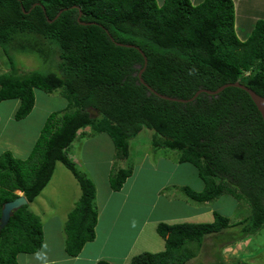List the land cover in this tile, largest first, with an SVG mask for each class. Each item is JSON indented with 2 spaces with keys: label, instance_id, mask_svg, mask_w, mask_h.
<instances>
[{
  "label": "trees",
  "instance_id": "16d2710c",
  "mask_svg": "<svg viewBox=\"0 0 264 264\" xmlns=\"http://www.w3.org/2000/svg\"><path fill=\"white\" fill-rule=\"evenodd\" d=\"M157 3L0 0V51L10 61L9 71L0 74V103L19 100L15 119L22 120L35 107L36 89L49 94L58 90L67 99L64 110L47 117L26 159L11 151L0 155V264H20V254L43 248L42 219L29 210V203L47 187L57 162L74 174L82 193L65 223L66 253L76 257L96 239V185L68 156L89 127L93 134L112 137L115 161L129 160L131 141L150 131L154 150L176 151L181 164L197 169L203 188H183L191 201L212 204L231 195L250 209L233 223L220 211H214L211 223L160 222L157 233L165 250L143 252L131 264H188L194 258L191 249L200 248L208 236L229 240L228 246L264 228L262 113L249 93L237 87L195 97L201 89L215 91L235 82L264 97V20L242 40L233 0ZM13 53L38 57L48 71L21 74ZM145 58L142 77L147 84L160 94L189 101L150 93L138 76ZM133 170L115 162L111 189L121 190ZM18 191L28 204L1 226L2 208L19 197ZM96 264L111 263L100 259Z\"/></svg>",
  "mask_w": 264,
  "mask_h": 264
},
{
  "label": "rangeland",
  "instance_id": "374dc122",
  "mask_svg": "<svg viewBox=\"0 0 264 264\" xmlns=\"http://www.w3.org/2000/svg\"><path fill=\"white\" fill-rule=\"evenodd\" d=\"M157 1V4L161 5L162 0ZM242 30L239 29L241 32ZM239 31V36H242ZM13 56L16 63L20 64L18 71L21 74L35 70L48 71V67L34 55L13 53ZM0 66V74L5 73L7 70L9 71L10 61L6 54L1 51ZM35 94L36 104L34 111L32 114L30 113L31 115L28 118L26 117L22 120H16L13 113L18 109V100L11 99L6 104H4L5 102L0 103L1 128H4L3 131L0 129L2 131L0 136V154L4 151H11L16 158L26 159L40 135L46 117L67 107V99L58 90L49 94L36 89ZM14 106H16V109H14ZM10 114L12 117L9 119ZM85 131L88 134L87 137L98 135L97 140L82 143V141L87 140L83 138L80 143L76 141L69 148L68 156L76 162L77 168L83 173L86 174L87 172V174L95 176L94 174L96 173L94 172H97V175H101L103 174V166L105 168V163L110 158L109 154L112 148L108 141L112 137L107 133H100L101 135L93 134V129L90 127ZM146 131L142 133L141 137L139 136L140 138L131 141L132 153L137 144H146L148 142L151 133ZM3 133L5 134L4 136ZM113 144L114 142L112 143L114 150ZM103 147L104 150L102 149ZM115 162L117 167L127 168L133 166L131 158L123 161L116 160ZM171 168L173 169V167ZM180 169L166 176L163 170L161 172H150L146 166L145 170L149 174L147 177L141 175L138 186L131 189L127 200L128 203L120 212L115 208L118 203L116 196L106 198L104 195L106 190L100 187L101 196L96 201L99 211V222L97 225L98 240L93 244L97 245L94 254H100L101 248H104L105 251L109 249L112 259L108 258L113 264H118V261L126 255L129 245L145 220L179 216L192 210L195 205L185 194L183 188L189 186L195 190L200 189L202 181L194 166L184 164ZM163 179L166 180L169 187L160 191L161 194L157 193L155 189L151 190L149 186L143 185L149 182L150 186L155 187L161 184ZM81 194L79 182L74 174L63 163L57 162L53 177L47 187L32 203H29V210L38 214L42 219L44 232L43 248L35 254H20L18 257L20 264H76L70 259V256L66 255L64 250L66 239L65 222L68 215V212H65L70 207L74 209L75 205L73 203L79 200ZM186 203H189L190 206L186 205ZM213 205L222 214L230 218L232 222L237 219L242 220L250 213V209L247 205H244V202L239 204L231 195L221 196L213 202ZM236 228H232L231 231H235ZM237 232L238 230L233 233L237 234ZM112 240H115L116 243H111ZM227 241L229 240L218 241L214 236H208L200 248L193 247L191 249L194 253V258L188 264H264V228L255 234L251 241L246 240L245 244L252 242L254 247H245L243 244L241 245L239 242L235 243L234 241L232 245L228 242L229 245L225 247L224 243ZM102 254L106 253L103 251ZM217 255H220V258Z\"/></svg>",
  "mask_w": 264,
  "mask_h": 264
},
{
  "label": "crops",
  "instance_id": "0c3cea01",
  "mask_svg": "<svg viewBox=\"0 0 264 264\" xmlns=\"http://www.w3.org/2000/svg\"><path fill=\"white\" fill-rule=\"evenodd\" d=\"M203 0H192V4L197 5L198 3H201ZM235 5V13H236V30L237 34L239 36V29H243L241 33L242 36H239L242 40H245L249 34L251 33L253 27L255 26L256 22L258 20H264V0H233ZM163 2V0H162ZM246 29V31H245ZM6 104L7 101H4ZM17 105H20V101L18 100ZM19 107V106H18ZM14 109H16V106H14ZM34 111V109H33ZM31 112V114L33 113ZM17 112V110H16ZM16 112H13L14 115ZM29 114L27 118L31 115ZM12 117L10 114L9 119ZM47 119V117H46ZM45 119V121H46ZM2 126V120L0 117V129ZM2 131H0V136L2 134ZM82 132V131H81ZM150 132V131H149ZM151 133V132H150ZM103 134V133H102ZM5 134L3 133V136ZM88 134L82 135L79 138H76L74 143L77 141L80 143L81 139H87L86 141H82V143H89L91 141L97 140L96 138L98 135H95L94 137H87ZM101 135V134H99ZM39 137V136H38ZM38 139V138H37ZM109 144L112 148L109 159L105 163V168L103 166V174L97 175V172H94L95 176H92L90 174L86 175L92 179L96 185L97 194H96V201L101 196V191L99 190L100 187H103L102 189L106 190V193L104 194L106 198H111L113 196H116L118 199L117 205H115V208L119 210V212L124 208V206L128 203L129 195L131 193V189H134L135 186H138V182L140 181L139 178H141V175H144V177H147L149 173L146 172L145 168L148 167V170L150 172L159 171L165 172L164 175L168 176L172 174L176 170H181L180 167L184 166L179 162V156L180 154L176 151H170V150H154L153 145L151 143V140L149 139L146 144H137L134 148L133 153L131 152V159L133 160V175L127 179L125 182L123 188L119 191H114L111 189L110 186V175L113 171V168L115 166V143L114 150L112 147V143L114 142L113 139H109ZM145 143V142H144ZM99 145V144H98ZM104 150V147L102 148ZM5 152V151H4ZM3 153V152H2ZM1 153V154H2ZM0 154V155H1ZM76 163V162H75ZM87 167V165H85ZM173 167V169L171 168ZM168 168V171H167ZM185 171V170H184ZM183 171V172H184ZM180 173V172H179ZM85 174V173H84ZM171 179V178H168ZM169 181V180H168ZM146 184V185H145ZM144 186H149L151 190L155 189L157 193H160L163 189H165L167 186V182L165 179H163L161 184H158L157 186H150L149 182H146L143 184ZM144 188V187H143ZM203 188V183L200 189ZM143 190H150V189H143ZM18 194H23L22 192L18 191ZM78 200L75 201V203ZM75 203H73L75 205ZM195 207L192 210H189L186 214L174 216V217H167V218H152L147 219L143 222L142 226H140L137 234L133 238V241L129 245V248L126 252V255L123 256L119 261L118 264H131V261L133 257L139 255L142 252H162L165 250V240L157 233V226L158 224L163 221L165 223L169 224H177V223H211L214 221V211H219L214 205L212 204H198L193 202ZM186 205L190 206L189 203H186ZM73 206V205H71ZM73 207H70L67 209L65 213H69ZM98 208V207H97ZM70 210V211H69ZM68 216V215H67ZM60 219V218H59ZM244 219V218H242ZM62 220V219H61ZM67 220V219H66ZM241 219H237L234 222H238ZM99 222V220H98ZM66 223V222H65ZM231 223H233L231 221ZM98 225V224H97ZM97 232V227H96ZM254 235L250 236L249 238L245 239L244 241L239 242L241 245L243 244L245 247L253 246L252 242H248L245 244L246 240L251 241V238ZM98 240V232L96 235V239L92 242H89L85 245L82 252L76 256L72 257L70 256V259H72L76 264H96L97 261L100 259H106L111 264L113 262L109 259L111 258V255L109 254L110 250H104V248H101L100 254H94V250H96L97 245H93L94 242ZM117 240V239H116ZM111 243H116L115 240H112ZM225 247L227 245L224 243ZM254 247V246H253ZM64 250H65V243H64ZM105 252L106 254H102V252ZM112 251V249H111ZM66 253V251H65ZM67 256H69L66 253ZM109 257V258H108ZM112 259V258H111Z\"/></svg>",
  "mask_w": 264,
  "mask_h": 264
},
{
  "label": "water",
  "instance_id": "95a60500",
  "mask_svg": "<svg viewBox=\"0 0 264 264\" xmlns=\"http://www.w3.org/2000/svg\"><path fill=\"white\" fill-rule=\"evenodd\" d=\"M146 59L147 58L144 59L145 64H144L143 68H141L140 65L138 66V68H141V70L138 73V76H139L140 82L148 88L150 93H154L161 98L171 100V101L188 102L189 100L173 98V97H169V96L160 94L159 92H157L155 89H153L149 84H147L145 82V80L142 77V74L145 71L146 66H147V60ZM228 87H237V88H241V89H244L245 91H247L249 93V95L252 97V99L255 102V104L257 105V107L259 108L260 112L262 113V117L264 118V97L257 94L255 91H253L252 89H250L249 87H247L246 85H244L240 82L225 84V85L219 87L215 91H211V90H207V89H201L200 91L197 92L195 97L198 96L201 92H205V93H208L210 95H218L219 93H221L223 90H225ZM26 204H28V200L24 195L19 196L18 198H16L13 201L5 203L3 208H2V217H1L2 224H1V226H4L9 221V219L12 216V214L14 213V211L18 210L19 208H21L22 206H24Z\"/></svg>",
  "mask_w": 264,
  "mask_h": 264
},
{
  "label": "clouds",
  "instance_id": "9594fccd",
  "mask_svg": "<svg viewBox=\"0 0 264 264\" xmlns=\"http://www.w3.org/2000/svg\"><path fill=\"white\" fill-rule=\"evenodd\" d=\"M23 193V192H22ZM22 195H24V194H22ZM19 196H21V195H19Z\"/></svg>",
  "mask_w": 264,
  "mask_h": 264
}]
</instances>
